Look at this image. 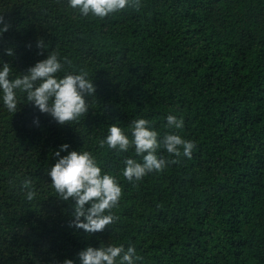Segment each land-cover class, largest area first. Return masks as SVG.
I'll return each mask as SVG.
<instances>
[{"label":"trees","instance_id":"1","mask_svg":"<svg viewBox=\"0 0 264 264\" xmlns=\"http://www.w3.org/2000/svg\"><path fill=\"white\" fill-rule=\"evenodd\" d=\"M0 16L9 25L0 61L12 77L53 51L71 62L66 72L83 69L95 84L72 124L31 102L12 114L0 103V264H79L77 253L100 243L133 245L138 264H264V0H140L104 18L67 0H0ZM169 113L182 129L166 127ZM139 117L161 136L192 140L191 158L127 180L123 161L134 150L99 140ZM65 142L93 153L121 186L117 219L103 231L70 226L72 202L51 186L46 171ZM25 178L32 201L19 187Z\"/></svg>","mask_w":264,"mask_h":264},{"label":"clouds","instance_id":"2","mask_svg":"<svg viewBox=\"0 0 264 264\" xmlns=\"http://www.w3.org/2000/svg\"><path fill=\"white\" fill-rule=\"evenodd\" d=\"M68 6L82 16L91 14L104 18L126 7H138L140 0H67ZM8 23L0 16V34L7 31ZM43 38H38V49L47 48ZM6 54L13 55L7 48ZM66 58L57 52L48 51L44 59L38 60L26 72L12 77L9 63L0 61V103L9 113L18 110L21 100L31 102L38 111L50 114L53 119L64 123L78 121L89 109V99L95 94V84L83 69L65 71ZM63 72V75L58 73ZM38 124V119L34 118ZM183 119L174 114L166 115V127L182 129ZM130 132V134H129ZM129 132L120 125L111 124L107 134L99 140L101 146L128 152L133 149L135 157L126 156L123 161V176L129 181H139L150 172H159L175 158L183 155L191 158L195 143L185 139L177 131L165 132L162 136L151 127V122L139 117L131 122ZM165 150L171 158L158 153ZM62 151L66 154L61 155ZM57 159L46 173L56 196L65 202L71 200L72 220L70 226L83 229L86 233L103 231L117 217L111 209L117 206L122 189L115 176L104 171L96 156L88 150L72 149L65 142L53 153ZM136 157H139L137 159ZM25 199L32 201L37 193L32 179L20 181ZM79 264H138L142 257L133 245L100 243L98 247L87 246L77 253ZM61 264H75L65 258Z\"/></svg>","mask_w":264,"mask_h":264}]
</instances>
